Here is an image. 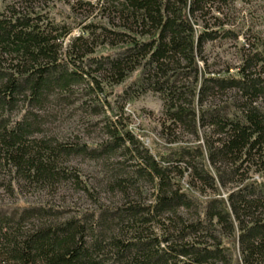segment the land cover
Wrapping results in <instances>:
<instances>
[{"label":"trees","instance_id":"trees-1","mask_svg":"<svg viewBox=\"0 0 264 264\" xmlns=\"http://www.w3.org/2000/svg\"><path fill=\"white\" fill-rule=\"evenodd\" d=\"M48 1L0 0L1 110L17 99L39 104L51 87L58 88V97L73 93L84 77L88 87L103 90L100 77L113 85L138 71L128 89L158 93L168 126L202 141L177 147L174 159H158L138 147L130 131L116 133L107 126L112 143L105 149L133 145L135 173L152 185L151 200L115 207L118 221L114 217V226L107 224L100 233L96 227L110 216L105 210L95 221L91 215L58 220V212L41 207L8 214L0 218V264H232L225 244L235 241L239 264H264V76L257 72V62L264 60L247 56L224 76H213L198 63L203 43L219 31L197 17L220 12L233 0H73L71 10H97L99 18L82 26L64 50L72 27L48 16ZM89 28L99 29V48L87 47L95 31ZM221 96L229 102L217 104ZM22 123L10 128L5 122L0 129V160L19 172L26 168L24 176L36 180L77 176L58 165L72 152H88L87 146L44 141L29 154V124ZM184 175L199 185L195 192L180 186ZM127 179L114 184L125 192L137 187L138 176ZM233 181L234 188L221 196L220 186ZM128 226L134 235L126 238Z\"/></svg>","mask_w":264,"mask_h":264},{"label":"rangeland","instance_id":"rangeland-1","mask_svg":"<svg viewBox=\"0 0 264 264\" xmlns=\"http://www.w3.org/2000/svg\"><path fill=\"white\" fill-rule=\"evenodd\" d=\"M72 1L49 0L44 6L48 9L49 17L72 27V31L63 38V50L67 48L71 39L80 33L82 26L89 20L99 18L97 10L92 12L78 7L74 11L71 10ZM196 20L199 24L206 23L209 29L219 31L215 39L203 43L198 57L199 66L211 75L224 76L226 71L233 73L237 71L244 58L253 54H259L264 60V0H233L221 6L220 12L211 11L204 19L197 17ZM93 29L88 30L93 32ZM94 30V35L87 40L86 45L99 48L100 39L96 37L99 29ZM85 36L87 38V35ZM77 50L82 52L83 48ZM68 64L72 69L77 68L73 61H68ZM257 72L264 76V61L257 62ZM137 73L138 71H135L123 82L113 85L109 83L111 80L100 77L103 80L101 83L103 90L95 86L88 87L87 78L84 77L83 80L76 81L73 93L62 92L60 97L57 96L58 88L55 84L56 89L51 87L50 95L39 104L31 105L17 99L10 107L0 109V129L5 122L10 128L16 127L18 122H24L22 124L25 127L29 124L27 126L30 131L26 137V143L31 144L29 154L35 153L34 151L38 150L40 143L44 141L52 146L56 143L85 145L88 151L72 152L58 165L72 174L75 171L76 177L69 173V176L50 181L27 178L22 173L26 168L23 167L19 172L10 162L4 163L0 160V218L8 214L15 216L26 208L41 207L58 212V220L72 216L84 219L82 216L91 215L95 221L105 210L110 212V216L106 217L104 225L96 227L100 233L107 227L105 225H113L116 221L117 217L112 213L115 207L130 203L147 204L151 200L152 185L146 179H139L141 176L135 173L139 165L134 158L133 145L124 142L111 153L105 149L112 143V139L105 132L107 126L116 133L130 131L139 141L136 143L138 147L148 148L158 159L161 155L174 159L172 154L177 147L193 146L202 140L201 137L198 139L185 131H176L172 125L168 126L169 121L163 114V104L158 93L150 90L141 93L136 89H128ZM125 88L127 92H124ZM224 100H227L226 97L221 96L215 101L219 104ZM200 133L202 136L203 132ZM127 144L130 149L123 150V146ZM129 176L134 178L138 176L135 182L137 187L129 188L125 192L114 184L120 179L129 182L127 179ZM249 176L258 181L262 180L261 174L254 171L249 170ZM180 186L183 190L194 191L199 185L184 175L180 180ZM234 186V181L227 182L225 186L221 185V196L226 197L228 190ZM51 214L47 215L48 219L54 218ZM25 223L29 224L30 219ZM118 228L116 234L123 236ZM145 228L148 229V224ZM125 229L126 238L134 235L133 228L128 226ZM150 229L160 233L154 223H150ZM147 232L145 231L146 235ZM225 245L230 248L232 264H239L237 242H228Z\"/></svg>","mask_w":264,"mask_h":264}]
</instances>
